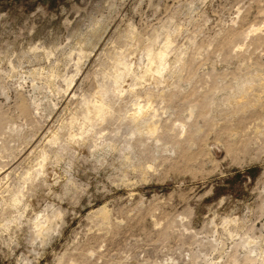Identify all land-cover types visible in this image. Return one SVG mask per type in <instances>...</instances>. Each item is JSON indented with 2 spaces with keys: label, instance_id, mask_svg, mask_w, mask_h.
Returning a JSON list of instances; mask_svg holds the SVG:
<instances>
[{
  "label": "rangeland",
  "instance_id": "rangeland-1",
  "mask_svg": "<svg viewBox=\"0 0 264 264\" xmlns=\"http://www.w3.org/2000/svg\"><path fill=\"white\" fill-rule=\"evenodd\" d=\"M0 264H264V0H0Z\"/></svg>",
  "mask_w": 264,
  "mask_h": 264
}]
</instances>
